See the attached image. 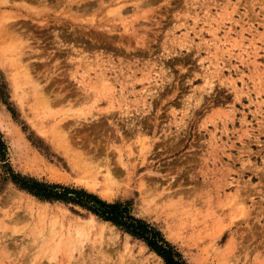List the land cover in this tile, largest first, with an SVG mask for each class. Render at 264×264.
<instances>
[{"label": "rangeland", "instance_id": "obj_1", "mask_svg": "<svg viewBox=\"0 0 264 264\" xmlns=\"http://www.w3.org/2000/svg\"><path fill=\"white\" fill-rule=\"evenodd\" d=\"M3 1L0 10L16 12L4 19L17 22L0 25V264H74L77 252L70 257L62 243L28 246L41 223L93 214L33 195L14 174L122 204L186 264H264V0ZM90 62L91 80L102 71L114 86L113 107L93 103L73 75ZM60 112L80 170L39 136ZM108 172L115 184L106 200ZM44 202L59 204L38 220ZM93 215L90 241L106 225L114 260L166 264L143 239Z\"/></svg>", "mask_w": 264, "mask_h": 264}, {"label": "bare ground", "instance_id": "obj_2", "mask_svg": "<svg viewBox=\"0 0 264 264\" xmlns=\"http://www.w3.org/2000/svg\"><path fill=\"white\" fill-rule=\"evenodd\" d=\"M7 1H9V0H4L1 3L6 4ZM146 2H147V4H149V3L152 2V0H147ZM119 3L121 5H123L125 3V1H120ZM116 6L118 7V5H116ZM6 7H7V5H6ZM16 10H18V7H16ZM4 11H6V10H0V14L3 15L2 19L0 18V25H2L1 20H2V22L7 21V19L9 20L11 18L10 16L12 15L11 14L12 12H9L10 10H8V12H6V14L10 13L11 15H9V16L7 15L8 16L7 19H4V16L6 15L4 13ZM11 11H13V13H14L12 15V17L15 18L16 17V15H15L16 12H14V10H11ZM3 19H4V21H3ZM10 20L8 21V22H10V24H16V22H17L15 20V23H12L11 22L12 20L11 21ZM3 25L6 26V22H4ZM7 27L9 28V25ZM4 28L6 29V27H4ZM6 30H4V31H6ZM2 61L4 63H8V61H6V59H4ZM12 61H14L15 64L16 63L18 64V63L22 62V60H20V56L18 57V55H17V57L14 60L12 59ZM91 62L87 63V64H84L85 66L82 65L81 63L78 64L76 66V69H75V72L73 73V75L75 76V73H77V75L79 77L81 76L80 77V81H79L80 87L82 88V90L86 89V92L89 93V96H91V98H93V103L94 102L97 103V102L101 101L102 98H105L107 103L110 105V107H113L115 103L120 101V99L117 100L116 96L114 95L115 94L114 93V91H115L114 90V86L112 85V83L109 82V80L105 77V73H103L102 71H101L102 75L100 76V79L95 80V81L91 80L90 75H89L90 74V70H91L90 69ZM19 65H20V68H21V64H19ZM20 68L18 67V69L22 71L23 68H21V69ZM25 70H27V69L25 68ZM17 74H16V76H17ZM12 76H14V75H11V77ZM26 76H27V78H31L32 77L28 70L24 73V77H25L24 81H25V83L28 80V79H26ZM14 89L18 90V88H14ZM33 89L36 92L37 91L39 92V90H40L39 87L37 85H34V84H33ZM38 94L36 96H38ZM41 96H42V94H41ZM120 97H121V95H120ZM121 98H123V97H121ZM41 100H43V99H41ZM43 101H44L43 103L45 104V106L47 108V112H48L49 109H48V106H47V101L45 99ZM40 105L43 106L42 103ZM45 106H43L44 109H45ZM42 115H46V114L42 113ZM57 115L58 114H54L51 117L54 120H52V122L50 123V126H45L43 128L38 129L39 136H41L42 138L47 139L53 145V147L55 148L56 151H58L62 155H64L69 160V164L71 165V167H76V168H78L80 170V167L77 166V163H79L78 161L80 159V157L78 156L80 151H76L75 149H73L71 146L68 145V144H70L69 141L67 140L68 136H67L66 133H64L67 130V128H66L67 126H65L66 124L63 121L65 119H67L68 116L67 117L66 116H62L61 112L59 113V116H57ZM78 117H80V116H78ZM78 117H76V118L74 117L73 119L75 121H77ZM120 157H122L121 153H120ZM95 170H97V169H95ZM108 170L110 171L111 169L108 168ZM114 181L115 180H114L113 174L108 172L106 177L103 180V183L101 184L102 188L105 189V190H101L100 193H101V196L104 199H106V200L110 199V196H111L110 191L112 189V185L115 184ZM96 184L97 183H95L94 181H92V182L88 181V179H86L84 181V185H86L89 189H96L97 188ZM7 196H8V194H7ZM51 204H59V203H57V202L56 203H50V202L41 203V206L37 209V211L39 212L38 220H40V218L43 215H50V214H55L56 213V211H54L53 208L50 206ZM173 204H170L169 206H171L170 208L175 209ZM59 212H61L62 215H66L67 214L65 211H62V210H59ZM18 216L20 217V215H16V218H15V220H17V221L19 220ZM57 216H58V214H57ZM60 219H62V218L60 217L59 219H57V218L53 219L52 224H50L48 227H45V224H44L45 222L41 223L42 226H43V229H42V232H41V236L39 235L40 237L37 236L39 238H35L36 242L34 243L35 245L33 244L34 245L33 247H32L31 244H30L31 247L28 246L30 251L31 250H36L35 248H41L42 249L43 248L42 246H45V245H46V247L50 248L51 244L52 245L56 244L57 246H59L62 243L63 246H67L69 248V251L71 252L70 253L71 254L70 257H72V253L74 251L77 252V256L74 255V258L76 260L74 264H135V262H133V261H127V257H125V256L119 255L114 260L113 257L111 256V254H109V249H108L109 245H107V244H109V242H112L111 237H113L115 233L113 234V236L110 237L111 241H109V238L106 236L107 234H105V232L103 233V230L105 231L107 229L106 225H101L100 226V228H102V229H101V233L99 234L100 238L96 242L97 245L95 246V243L93 242L94 240L90 241L91 240L90 237H89L90 231L92 229H95V227L98 225V219L93 214H92L91 217L85 218V219L80 218V217H74L72 219H69V220H71V222H69V224L67 226H65V221L64 220H60ZM20 221H22V220H20ZM43 221H44V219H43ZM13 222H15V221H13ZM16 223H18V222H16ZM231 223H233V222H231ZM42 226H40V227H42ZM49 227L51 229L53 228L52 230L50 229L51 230L50 232L53 233L52 235L48 234ZM24 228L27 229L28 226H26ZM106 233H107V231H106ZM33 236H36V235H33ZM94 238H96V237H94ZM31 240H33V239H31ZM30 242H32V241H29V243ZM88 242L91 244V245L88 246L89 252H87V248H86V252H85L82 249L85 247V244L86 245L88 244ZM98 243H100L99 246H98ZM43 244H45V245H43ZM53 249H55V248H53ZM56 251H58V250H56ZM115 253L117 254V251L114 252L113 254H115ZM262 262H264V259L262 260Z\"/></svg>", "mask_w": 264, "mask_h": 264}, {"label": "trees", "instance_id": "obj_3", "mask_svg": "<svg viewBox=\"0 0 264 264\" xmlns=\"http://www.w3.org/2000/svg\"><path fill=\"white\" fill-rule=\"evenodd\" d=\"M6 143L0 133V155L4 159ZM14 180L33 195L47 200H58L80 205L93 214L124 228L127 232L143 239L166 264H186L179 251L164 239L160 231L146 221L130 215L127 207L119 203H107L82 189L62 187L56 184L42 183L14 174ZM90 200V201H88ZM93 202V203H92Z\"/></svg>", "mask_w": 264, "mask_h": 264}]
</instances>
